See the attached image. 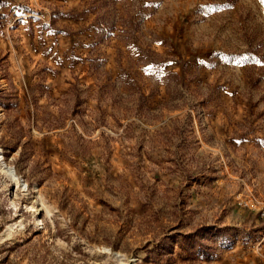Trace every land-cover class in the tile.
I'll use <instances>...</instances> for the list:
<instances>
[{
  "label": "rangeland",
  "instance_id": "374dc122",
  "mask_svg": "<svg viewBox=\"0 0 264 264\" xmlns=\"http://www.w3.org/2000/svg\"><path fill=\"white\" fill-rule=\"evenodd\" d=\"M0 154V264H264V3L0 0Z\"/></svg>",
  "mask_w": 264,
  "mask_h": 264
},
{
  "label": "bare ground",
  "instance_id": "6f19581e",
  "mask_svg": "<svg viewBox=\"0 0 264 264\" xmlns=\"http://www.w3.org/2000/svg\"><path fill=\"white\" fill-rule=\"evenodd\" d=\"M0 158H1L0 160H3L4 159L2 154H0ZM9 172L12 175L13 178H16L17 179V174H16V172L14 170H10Z\"/></svg>",
  "mask_w": 264,
  "mask_h": 264
},
{
  "label": "snow or ice",
  "instance_id": "6c2138e0",
  "mask_svg": "<svg viewBox=\"0 0 264 264\" xmlns=\"http://www.w3.org/2000/svg\"><path fill=\"white\" fill-rule=\"evenodd\" d=\"M262 3H264V0H261Z\"/></svg>",
  "mask_w": 264,
  "mask_h": 264
}]
</instances>
